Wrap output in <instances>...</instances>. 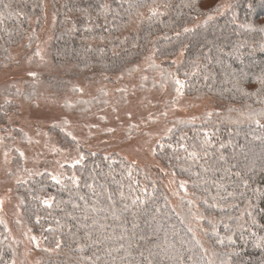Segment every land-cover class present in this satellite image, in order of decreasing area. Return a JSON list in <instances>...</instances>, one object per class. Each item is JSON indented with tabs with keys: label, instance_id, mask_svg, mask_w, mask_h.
<instances>
[{
	"label": "trees",
	"instance_id": "obj_1",
	"mask_svg": "<svg viewBox=\"0 0 264 264\" xmlns=\"http://www.w3.org/2000/svg\"><path fill=\"white\" fill-rule=\"evenodd\" d=\"M47 9L55 65L98 82L128 77L145 60L139 88L174 92L179 80L184 95L213 107L168 121L154 150L159 166L81 147L60 178L19 183L14 196L41 240L39 264H264V0H0V68L20 44L36 52ZM35 89L31 80L6 96L28 100ZM107 101L101 90L65 105L83 114ZM64 123L51 131L75 147ZM205 148L199 163L187 157ZM20 251L0 223V264Z\"/></svg>",
	"mask_w": 264,
	"mask_h": 264
},
{
	"label": "rangeland",
	"instance_id": "obj_2",
	"mask_svg": "<svg viewBox=\"0 0 264 264\" xmlns=\"http://www.w3.org/2000/svg\"><path fill=\"white\" fill-rule=\"evenodd\" d=\"M45 15L36 52L27 56L29 51L20 44L13 50V64L0 68V115L6 117L5 122L0 120V223L9 238L21 247L11 264H39L37 249L41 247L39 236L20 219L14 196L19 183L44 172L60 178L65 165L81 157V147L116 152L141 166H159L154 150L169 129L168 121L195 117L213 107L212 99L186 96L181 88L174 92L165 86L139 88L145 60L128 77L98 82L76 74L71 65H55L47 49L52 25L49 9ZM68 67L70 73L66 71ZM31 80L36 84L32 98L6 96L12 88L22 91ZM123 85L127 87L125 100L117 99L116 92ZM101 90L107 93L105 106L83 114L67 111L65 103L89 99ZM7 102L16 104L10 112L1 110ZM63 119L65 131L77 142L75 147L64 146L51 131ZM176 184L170 176L169 187Z\"/></svg>",
	"mask_w": 264,
	"mask_h": 264
},
{
	"label": "snow or ice",
	"instance_id": "obj_3",
	"mask_svg": "<svg viewBox=\"0 0 264 264\" xmlns=\"http://www.w3.org/2000/svg\"><path fill=\"white\" fill-rule=\"evenodd\" d=\"M209 19H211V17H209ZM185 31H188V29H185ZM37 54H38V53H37ZM29 75H33V76H34L35 74H34V73H29ZM261 82L264 83V79H262ZM176 83H177L178 85H180L181 88L183 87V84L181 83V81L177 80ZM255 123H256L257 125H260V121H259V120L255 121ZM204 135H205V140L203 141V144H204V145H208V144L210 143V141H209V139H208V137H209V133L205 132ZM181 139H183V137H182ZM181 147H183L182 144H181ZM186 151H187V149H186ZM207 156H208V152H207V149H206V148L204 149V154H203V156H201V155H200L198 152H196V151H191V152H188V153H187V157H188L189 159H191V160H192L193 162H195V163H199V161H200L201 159H206ZM200 166L204 169V171H206V172L209 171V168L206 167L205 165H200ZM225 171H228V169H225ZM57 183H59V181H57ZM180 187H181V188H184V187H185V185H184L183 182H181ZM45 203L47 204L48 201H45Z\"/></svg>",
	"mask_w": 264,
	"mask_h": 264
}]
</instances>
